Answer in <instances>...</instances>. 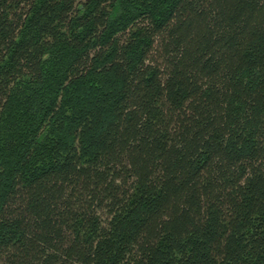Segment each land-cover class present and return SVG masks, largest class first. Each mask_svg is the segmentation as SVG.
<instances>
[{"label":"trees","instance_id":"16d2710c","mask_svg":"<svg viewBox=\"0 0 264 264\" xmlns=\"http://www.w3.org/2000/svg\"><path fill=\"white\" fill-rule=\"evenodd\" d=\"M0 264H264V0H0Z\"/></svg>","mask_w":264,"mask_h":264}]
</instances>
